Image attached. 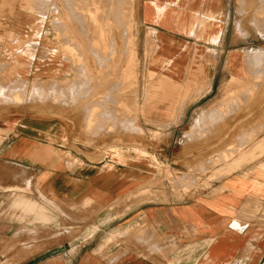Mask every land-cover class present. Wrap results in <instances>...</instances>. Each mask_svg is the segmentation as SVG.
I'll list each match as a JSON object with an SVG mask.
<instances>
[{"label":"crops","instance_id":"0c3cea01","mask_svg":"<svg viewBox=\"0 0 264 264\" xmlns=\"http://www.w3.org/2000/svg\"><path fill=\"white\" fill-rule=\"evenodd\" d=\"M52 1L0 0V25L37 26L30 10L56 9ZM104 2L119 18L128 7L139 57L147 45L148 67L190 91L176 122L212 105L234 69L246 73L250 42L264 38V0ZM39 41L21 52L48 57ZM57 60L39 73H62ZM43 126L0 124V264H264V160L180 199L142 200L133 191L143 168L86 155L72 162Z\"/></svg>","mask_w":264,"mask_h":264},{"label":"rangeland","instance_id":"374dc122","mask_svg":"<svg viewBox=\"0 0 264 264\" xmlns=\"http://www.w3.org/2000/svg\"><path fill=\"white\" fill-rule=\"evenodd\" d=\"M52 2L56 9L30 10L41 16L37 26L31 24L18 32L22 25L6 26L5 19L0 25L1 30H8L0 35L1 40L7 41L0 47V124L38 119L45 129L51 125L56 130L57 144L72 162L80 161L76 155H86L90 160L102 159L111 165L140 166L146 173L133 194L142 200L167 195L180 199L250 162L264 160V56L257 64L251 54L253 49L264 52V38L250 42L247 72L241 74L234 69L232 74L241 75V81L230 83L231 74L226 89L219 91L210 105L211 110L224 112V117L217 112L211 117L206 113V117L204 112H208L209 106L176 122L174 119L183 113L182 101L190 91L168 78L167 81L166 75H158L154 66L148 67L151 51L147 45L145 57H139L127 2V8L121 10L122 18L116 16L119 11L114 10L115 6L104 0ZM12 12L22 15L24 9L9 11L10 21ZM83 26L86 29L80 32ZM252 26L256 28L255 24ZM33 39L39 41L48 57L32 60L23 54ZM106 50L112 51L113 56L97 59L95 54ZM131 51L135 67L125 65ZM55 57L64 71L53 76L41 75L40 65ZM114 61H120L121 74L112 73ZM104 66L109 67L107 72ZM198 114H203L199 127L194 126ZM162 117L171 120L161 121ZM132 225L140 228V224Z\"/></svg>","mask_w":264,"mask_h":264},{"label":"bare ground","instance_id":"6f19581e","mask_svg":"<svg viewBox=\"0 0 264 264\" xmlns=\"http://www.w3.org/2000/svg\"><path fill=\"white\" fill-rule=\"evenodd\" d=\"M38 4H39V3H38ZM51 4H52V3H51ZM39 5H40V4H39ZM60 10H61V9H60ZM42 13H43V12H42ZM67 14H68V13H67ZM75 17H76V16H75ZM259 17H260V16H259ZM257 18H258V17H257ZM61 19H62V18H61ZM75 22H76V21H75ZM81 23H82V22H81ZM81 26H82V25H81ZM84 26L87 28V25H84ZM84 26L82 27L83 29H82V31H80V32H83V30L86 29ZM91 26H92V25H91ZM101 27H102V26H101ZM53 28H54V27H53ZM98 28H99V27H98ZM74 29H75V28H74ZM76 29H77V28H76ZM94 29H95V28H94ZM86 31H87V30H85V32H86ZM88 31H89V30H88ZM91 31H92V30H91ZM96 33H97V32H96ZM92 35H93V34H92ZM97 35H98V34H97ZM126 35H127V34H126ZM129 35H130V34H129ZM80 36H81V35H80ZM7 37H8V36H7ZM55 37H56V36H55ZM85 37H86V36H85ZM63 38H64V37H63ZM86 38H87V37H86ZM86 38H85V39H86ZM12 40H13V39H12ZM76 40H77V39H76ZM90 40H91V39H90ZM59 41H60V40H59ZM62 41H63V40H62ZM83 41H84V40H83ZM109 41H110V38H109ZM73 45H74V44H72L71 47H74ZM108 45H109V44H108ZM66 46H67V45H65V47H66ZM75 46H76V45H75ZM100 46H101V45H99V48H101ZM111 46H112V45H111ZM91 47L93 48V46H91ZM89 48H90V47H89ZM97 48H98V47H97V45H96V49H97ZM113 49H114V48H113ZM93 51H94V50H93ZM99 52H100V51H99ZM106 52H107V53H106ZM106 52H105V53H98V52H97V53L95 54V56L97 57V59H99L100 57H104V58H106V57L113 56V54H112L113 52H112V51L108 52V51L106 50ZM131 52H132V54L130 53L129 56H128V58L126 59V64H125V65H126L127 67H129V66H130V67H135V66H136L135 63H134V59H133V55H134V54H133V51H131ZM263 53H264L263 50L260 51V50H257V49H256V50L253 49V53L251 52V54L253 55V56H252L253 61L257 62V64H258L259 62H262L261 57L264 56ZM251 54H250V55H251ZM126 56H127V55H126ZM71 57H72V56H71ZM111 58L114 59V57H111ZM111 58H107V60L110 61ZM248 59H249V58H248ZM107 60H106V61H107ZM250 60H251V59H250ZM250 60H249V61H250ZM86 61H87V60H86ZM93 61H94V60H93ZM111 61H112V60H111ZM251 61H252V60H251ZM253 61H252V62H253ZM112 62H113V61H112ZM112 62H111V63H112ZM114 62H115V63H114V65L112 66V69H111V70H112V73H115V72L118 73L119 71L122 70V68H121V66H120V63H119L120 61H117V62L114 61ZM121 62H123V61L121 60ZM95 63H96V62H95ZM250 63H251V62H250ZM98 64H99V63H98ZM121 64L124 65L123 63H121ZM248 64H249V63H248ZM96 65H97V64H96ZM99 65H100V64H99ZM99 65H97V66H99ZM261 65H262V64H261ZM100 67H101L100 69H103V65L100 66ZM104 67L106 68V66H104ZM107 67H108V66H107ZM250 67H251V66H250ZM1 68H2V67H1ZM108 68H109V67H108ZM108 68L104 69V71L107 72V69H108ZM69 69H70V68H69ZM83 69H84V67H83ZM85 69H86V68H85ZM100 69H97V70L100 71ZM127 69H128V68H127ZM127 69H126V70H127ZM87 70H88V69H87ZM109 70H110V69H109ZM124 70H125V69H124ZM145 71H146V70H145ZM2 72H3V71H2ZM5 72H6V71H5ZM127 72H129V71L127 70ZM130 72H131V71H130ZM130 72H129V73H130ZM152 72H153V71H152ZM97 73H98V71H97ZM100 73H101V72H100ZM102 73L104 74L103 71H102ZM124 73H125V72H124ZM131 73H132V72H131ZM91 74H92V73H91ZM98 74H99V73H98ZM103 74H102L101 76H103ZM118 74H121V73H118ZM118 74H117V75H118ZM122 74H123V72H122ZM126 74H128V73H125L124 75H126ZM77 75H78V74H77ZM99 75H100V74H99ZM111 75H112V74H111ZM128 75H129V77H130L131 74H128ZM132 75H133V74H132ZM149 75H150V74H149ZM101 76H100V77H101ZM105 76H106V75H105ZM122 76H123V75H122ZM126 76H127V75H126ZM192 76H193V75H192ZM81 77H82V76H81ZM113 77H114V76H113ZM83 78H84V77H83ZM111 78H112V77H111ZM116 78H117V77H116ZM0 79H1V78H0ZM2 79H3V78H2ZM153 79H154V78H153ZM165 79L167 80V77H166ZM241 79H242V76H241V75H238V74H237V75H233V74H232V77H231L230 83H231V82H235V84H236V82H238L239 80L241 81ZM3 80H4V79H3ZM116 80H117V79H116ZM163 80H164V79H163ZM169 80H170V79H169ZM169 80H167V81H169ZM255 80H256V79H255ZM57 81H58V80H57ZM84 81H85V80H84ZM95 81H96V80H95ZM111 81H112V80H111ZM125 81H126V79H125ZM132 81H133V80H132ZM167 81H166V83H167ZM75 82H76V81H75ZM56 83H57V82H56ZM161 83H162V82H161ZM166 83H165V86H167ZM6 84H7V83H6ZM14 84H15V83H14ZM42 84H43V83H42ZM63 84H64V83H63ZM78 84H79V82H78ZM101 84H102V83H101ZM112 84H113V83H112ZM198 84H199V83H198ZM232 84H233V83H232ZM15 85H16V84H15ZM20 85H21V84H20ZM34 85H35V84H34ZM59 85H60V84H59ZM99 85H100V84H99ZM227 85H228V84H227ZM16 86H18V85H16ZM63 86H64V85H63ZM165 86L162 85V87H165ZM178 86H179V85H178ZM19 87H20V86H19ZM19 87H17V88H19ZM46 87H47V86H46ZM77 87H78V86H77ZM99 87H100V86H99ZM108 87H109V86H108ZM159 87H160V86H159ZM168 87H169V86H168ZM168 87H167V88H168ZM225 87H226V86H225ZM225 87H224V88H225ZM38 88H39V86H38ZM38 88H37V90H39ZM10 89L14 90V89H16V87H15L14 89H13V88H10ZM75 89H76V88H75ZM104 89H105V87H104ZM160 89H161V88H160ZM225 89H226V88H225ZM225 89H224V90H225ZM229 89H230V88H229ZM17 90H18V89H17ZM172 90H173V88H172ZM224 90H223V92H224ZM73 91H74V90H73ZM188 91H189V90H188ZM229 91H230V90H229ZM229 91L227 90V92H229ZM49 93H50V92H49ZM66 93H67V92H66ZM10 94H11V92H10ZM99 94H100V93H99ZM163 94H164V93H163ZM166 94H167V93H166ZM226 94H227V93H226ZM226 94H225V95H226ZM68 95H69V94H68ZM164 95H165V94H164ZM223 95H224V94H223ZM223 95H222V97H223ZM225 95H224V96H225ZM15 97H16V96H15ZM186 97H187V96H186ZM226 98H227V97H226ZM41 99H42V98H41ZM146 99H147V98H146ZM223 99H224V98H223ZM39 100H40V99H39ZM237 100H238V99H237ZM229 101H231V99H230ZM229 101H228V102H229ZM239 101H240V99H239ZM106 102H107V101H106ZM182 102H183V101H182ZM220 102H221V101H220ZM232 102L235 103L234 101H231V104H232ZM236 102H237V101H236ZM3 103H4V102H3ZM94 103H95V102H94ZM171 103H172V102H171ZM224 103H225V101H224ZM238 103H239V102H238ZM221 104H222V103H221ZM221 104H220V106H221ZM226 104H227V103H226ZM96 105H97V104H96ZM216 105H217V104H216ZM224 105H225V104H224ZM227 105H228V104H227ZM229 105H230V104H229ZM236 105H238V104H236ZM231 106H234V104H232ZM88 107H89V106H88ZM213 107H215V106L213 105ZM216 107H217V106H216ZM211 108H212V107L210 106V109H208V112H207V111L204 112L205 114L208 113V116H210V117H211V115H214L215 112H217V113H222L221 111L218 112L216 109H215V110H211ZM227 108H228V107H227ZM234 108H235V106H234ZM236 108H237V107H236ZM232 109H233V108H232ZM120 110H122V109H120ZM221 110H225V109H221ZM92 112H93V111H92ZM113 112H115V111H113ZM116 112H117V111H116ZM201 113H202V112H201ZM228 113H230V112H228ZM111 114H112V113H111ZM111 114H109V115H111ZM209 114H210V115H209ZM222 114H223V117H224V112H223ZM226 114H227V113H226ZM218 115H219V114H218ZM202 116H203V114H200V115L198 114V116L194 119V126H198V125H199L200 121H201L202 118H203ZM205 116L207 117V114H206ZM215 116H216V115H215ZM115 117H116V116H115ZM225 117H226V115H225ZM103 118H104V117H103ZM217 119H218V118H217ZM86 124H87V123H86ZM206 125H207V124H206ZM209 125H210V124H209ZM199 126H200V125H199ZM199 126H198V127H199ZM207 126H208V125H207ZM102 127H103V126H102ZM262 127H263V126H262ZM195 128H196V127H194V129H195ZM194 129H193V130H194ZM254 131H255V130H254ZM96 132H97V131H96ZM203 132H204V131H203ZM240 132H241V130H240ZM257 132H258V131H257ZM255 133H256V132H255ZM249 134H250V133H249ZM243 135H244V134H243ZM250 136H251V135H250ZM246 137H247V136H246ZM246 137H245V138H246ZM240 138H241V137H240ZM240 138H239V140H240ZM242 138H243V137H242ZM250 139H251V138H250ZM239 140H238V142H239ZM241 140H242V139H241ZM245 140H246V139H245ZM245 143H246V142H245ZM238 145H239V143H238ZM253 145H254V144H253ZM227 154H228V153H227ZM223 157H225V156L223 155ZM217 159H218V158H217ZM225 162H226V161H225ZM223 169H224V168H223ZM183 183H184V182H183ZM187 186H188V185H187Z\"/></svg>","mask_w":264,"mask_h":264}]
</instances>
